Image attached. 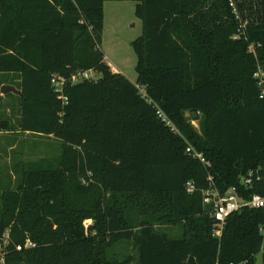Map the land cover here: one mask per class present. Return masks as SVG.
<instances>
[{"label": "trees", "instance_id": "16d2710c", "mask_svg": "<svg viewBox=\"0 0 264 264\" xmlns=\"http://www.w3.org/2000/svg\"><path fill=\"white\" fill-rule=\"evenodd\" d=\"M106 1L135 3L142 23L132 42L135 83L112 72L99 49ZM234 7L227 0H0V88L21 92L8 94L0 128L61 144L52 161L14 164L19 181L0 190L3 264L257 263L263 211L231 214L216 237L201 194L208 176L223 192L264 160V99L253 78L264 72V0H234ZM88 70L97 80L66 84L63 104L52 76ZM119 243L136 258L111 259Z\"/></svg>", "mask_w": 264, "mask_h": 264}, {"label": "rangeland", "instance_id": "374dc122", "mask_svg": "<svg viewBox=\"0 0 264 264\" xmlns=\"http://www.w3.org/2000/svg\"><path fill=\"white\" fill-rule=\"evenodd\" d=\"M103 32L99 44L106 63L120 71L132 83L136 82V55L132 42L142 33L141 20L135 15V3L132 1H106L103 5ZM1 89V88H0ZM1 93V92H0ZM6 100L0 102V116H7ZM198 128V123L193 122ZM61 144L53 136H38L35 134L14 133L2 131L0 128V190L6 186L14 187L20 179V170L13 169L25 163H35L40 160L52 161L59 157ZM167 231L173 237L181 233L179 228H169ZM127 256L136 258L137 253L130 244L119 243L109 251L111 259H123ZM256 264H262L257 259Z\"/></svg>", "mask_w": 264, "mask_h": 264}, {"label": "built area", "instance_id": "2783aa9c", "mask_svg": "<svg viewBox=\"0 0 264 264\" xmlns=\"http://www.w3.org/2000/svg\"><path fill=\"white\" fill-rule=\"evenodd\" d=\"M229 6L234 11V0H227ZM249 51H254V45H250ZM112 72H114V68L108 65ZM253 78L257 82V86L260 89L259 97L264 99V72L261 69H258L253 74ZM96 81L97 74L91 70L77 72L72 75L70 78H64L59 75H54L51 78V85L56 94H58V99L62 101L63 104L66 103V98L63 95V88L66 84H75L80 81ZM139 91L143 93V88L137 86ZM158 118L167 126L170 127L172 131L176 132L170 121L167 120V117L161 112L157 111ZM194 122V121H193ZM193 122L191 123L193 125ZM193 157L198 159L201 163H206L204 158L194 152ZM209 183V188L203 190L202 194V203L205 207L208 208V212L213 220L216 222V229L214 231V235L216 237H220L222 229L224 227L225 221L227 218L234 213H239L241 210L245 208L262 210L264 213V195L255 193L250 195L249 197L241 196V192L244 190L260 188L264 190V160L262 163L257 165L255 168L249 169L240 179L238 187H231L226 189L223 192H220L214 185L213 179L208 176L207 178ZM195 190L193 183L189 182L186 184V191L188 193H192ZM258 233L260 235V246L257 254V259L259 258L261 263L264 264V219L263 222L258 227ZM26 246H32L30 243H27ZM4 254L2 252V248L0 247V263H4ZM256 259V260H257ZM220 264V263H216ZM229 264H245V262L238 263H229Z\"/></svg>", "mask_w": 264, "mask_h": 264}, {"label": "crops", "instance_id": "0c3cea01", "mask_svg": "<svg viewBox=\"0 0 264 264\" xmlns=\"http://www.w3.org/2000/svg\"><path fill=\"white\" fill-rule=\"evenodd\" d=\"M105 61H106V59H105ZM108 65H109V62L107 63ZM110 66H112L111 64H110ZM113 67V66H112ZM114 68V73H121L120 71H118L115 67H113ZM122 74V73H121ZM124 75V74H123ZM126 77V76H125ZM127 78V77H126ZM128 79V78H127ZM3 86H10V87H13V88H15L16 89V87L15 86H12V85H3ZM2 87V86H1ZM17 90V89H16ZM12 92H9V93H7V94H1V96H3V99H5L6 100V104H7V109H6V112L8 113L7 114V116H9V111H10V109H9V103H10V101L12 100V97L11 96H8V94H11ZM12 95H17V94H14V93H12ZM7 132V131H6ZM11 134H13L14 135V133L13 132H10ZM25 134H30V133H25Z\"/></svg>", "mask_w": 264, "mask_h": 264}, {"label": "water", "instance_id": "95a60500", "mask_svg": "<svg viewBox=\"0 0 264 264\" xmlns=\"http://www.w3.org/2000/svg\"><path fill=\"white\" fill-rule=\"evenodd\" d=\"M0 92L3 95L7 94L9 92H12V93L17 94V95H21V92L19 90H16L15 88L10 87V86H2L0 89Z\"/></svg>", "mask_w": 264, "mask_h": 264}]
</instances>
